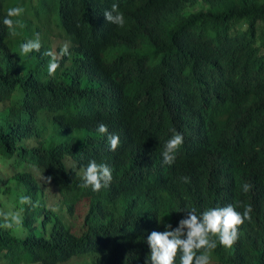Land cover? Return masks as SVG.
Here are the masks:
<instances>
[{
  "label": "trees",
  "instance_id": "16d2710c",
  "mask_svg": "<svg viewBox=\"0 0 264 264\" xmlns=\"http://www.w3.org/2000/svg\"><path fill=\"white\" fill-rule=\"evenodd\" d=\"M113 3L124 27L104 17ZM25 10L19 36L31 39L42 29L32 22L31 7ZM6 14V0H0V214L19 212L23 223L0 226V264H67L77 258L140 264L144 245L125 205L135 184L116 179L108 194L81 188V181L68 183L58 158V151L75 148L69 131L87 119L85 109L102 113L115 103L133 118L137 135V147L118 157L126 165L149 162L145 147L162 142L171 127L196 128L197 137L192 141L188 134L175 165L183 191L198 206L220 199L251 204L253 219L241 243L220 261L264 264V0H39L35 15L42 27L55 21L81 56L59 59L53 76L45 55L52 40L21 57L24 41L10 35ZM58 42L60 49L66 43ZM87 78L99 85L85 87ZM42 115L55 133L37 151L21 141L41 136ZM59 127L64 143L48 150ZM84 144L80 156L98 154L97 144L86 137ZM99 144L104 148L102 138ZM12 164L17 175L5 181L2 172ZM244 183L254 196L243 195ZM50 186L62 193L46 206ZM24 195L39 207L21 204ZM84 201L88 211L77 235L66 214Z\"/></svg>",
  "mask_w": 264,
  "mask_h": 264
},
{
  "label": "clouds",
  "instance_id": "9594fccd",
  "mask_svg": "<svg viewBox=\"0 0 264 264\" xmlns=\"http://www.w3.org/2000/svg\"><path fill=\"white\" fill-rule=\"evenodd\" d=\"M6 3L7 14L3 19V24L13 38L19 39L20 42L24 41L19 45L21 57L28 56L32 52H40L42 43L48 42V39L52 40L49 43L52 51L46 52L45 55L51 57L48 75L53 76L60 67L59 59L64 56L70 58L74 53L71 51L72 43L70 44L63 35L58 33L61 28L55 21L47 28L42 27L35 15L39 0L35 5L32 0H6ZM26 5L31 7L29 16L32 17V22L40 24L42 29V34L36 33L31 39L19 36L20 29L24 27L20 18L23 13H26ZM104 17L107 22L118 27H124L126 23L123 13L118 11V5L115 3L111 10L104 12ZM62 38L66 43L60 49L58 40L61 42ZM72 60L74 59L70 58L69 62ZM92 81L99 85L96 78H87L85 87ZM99 88L101 90V87ZM19 96V92H16L13 98L17 100ZM84 116L87 119L80 120L79 125L69 131L75 148L58 151L60 166L66 169L68 183L81 181V188L91 187L92 191L100 194L113 192L116 179L135 184L125 205L127 212L135 219L140 231L137 237L144 245V256L140 264H211V261L214 264H221V256L223 258L228 256L225 251L238 247L245 228L253 219V206L248 202L224 199L205 206H198L183 191L181 177L177 175L175 165L182 155L188 134L192 135V141L197 137L195 127L187 126L186 123L180 127H171L162 142H158L159 138L156 146L149 143L145 147L149 162H135L126 165L118 157L137 147L133 118L131 120L127 113L122 112L118 103L102 113L93 108H87L84 110ZM46 122L50 124V133H46L44 129ZM40 126L41 136L34 134L23 139L21 143L28 148L42 151L49 139H52L55 131L47 115L40 117ZM85 137L88 144L94 142L99 146L98 154L84 156L78 154L79 150L85 149ZM100 138H102L104 148L99 144ZM62 143H64V137L59 127L54 143L48 150ZM17 170L15 164L5 168L2 172L6 174L5 181L9 177H15ZM45 179L50 184L52 177ZM182 179L185 183L189 182L188 177ZM241 188L246 197L255 195V189L249 183H244ZM60 193L62 192L54 186L46 189L43 196L45 205H53ZM20 203L30 205L32 208L39 207V201L33 203L31 197L27 195L20 197ZM79 205L84 210L85 219L88 203L84 201ZM149 207L159 210L149 211ZM167 207L170 208L166 209ZM75 212L67 213L66 219L73 221ZM0 215L3 216V224L0 225L2 227L11 229L23 223L19 212ZM73 222L74 232L80 235L83 225ZM218 250L220 254H217ZM86 263V258H77L67 264ZM224 264L230 263L224 262Z\"/></svg>",
  "mask_w": 264,
  "mask_h": 264
},
{
  "label": "rangeland",
  "instance_id": "374dc122",
  "mask_svg": "<svg viewBox=\"0 0 264 264\" xmlns=\"http://www.w3.org/2000/svg\"><path fill=\"white\" fill-rule=\"evenodd\" d=\"M38 2V0H32V3L35 5ZM57 32V31H55ZM63 37L69 41V43L71 44V41L63 35ZM71 59H75V58H81V56L76 55L75 53H72L70 56ZM44 129L46 130V133H50L51 128H50V124L48 122L44 123ZM73 221H75L77 224L79 225H83L84 222V210H82L81 205H79L76 209L75 212V217L73 219ZM24 237V231H21V238ZM211 264H214L213 261H211Z\"/></svg>",
  "mask_w": 264,
  "mask_h": 264
}]
</instances>
